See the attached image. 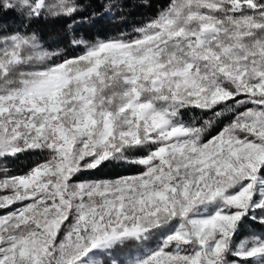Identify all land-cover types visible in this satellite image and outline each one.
Segmentation results:
<instances>
[{
	"label": "snow or ice",
	"instance_id": "6c2138e0",
	"mask_svg": "<svg viewBox=\"0 0 264 264\" xmlns=\"http://www.w3.org/2000/svg\"><path fill=\"white\" fill-rule=\"evenodd\" d=\"M122 7L0 0V264H264V0Z\"/></svg>",
	"mask_w": 264,
	"mask_h": 264
},
{
	"label": "trees",
	"instance_id": "16d2710c",
	"mask_svg": "<svg viewBox=\"0 0 264 264\" xmlns=\"http://www.w3.org/2000/svg\"><path fill=\"white\" fill-rule=\"evenodd\" d=\"M89 2V0H85ZM93 9L101 8L105 2L112 0H90ZM123 5L122 9L113 10L112 15H105L103 19H98L97 22L87 29L90 35H100L101 38L116 34L119 31H131L132 27L145 21L147 18L155 14L159 8L165 6L168 0H150V7L146 6L148 0H118ZM37 27L43 33L49 43L63 39L64 25L57 21L41 22ZM37 157L35 155L28 157L22 156L15 162L13 168L17 171L26 170ZM133 169L126 167L120 169H105L102 175L132 174ZM251 229L252 226H247Z\"/></svg>",
	"mask_w": 264,
	"mask_h": 264
}]
</instances>
